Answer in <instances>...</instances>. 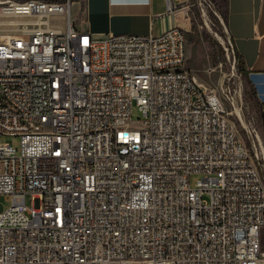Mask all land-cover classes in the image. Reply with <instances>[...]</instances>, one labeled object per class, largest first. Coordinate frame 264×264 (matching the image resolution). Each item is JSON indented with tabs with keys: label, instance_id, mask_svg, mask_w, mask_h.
<instances>
[{
	"label": "built area",
	"instance_id": "built-area-1",
	"mask_svg": "<svg viewBox=\"0 0 264 264\" xmlns=\"http://www.w3.org/2000/svg\"><path fill=\"white\" fill-rule=\"evenodd\" d=\"M73 4L0 0V264H264V175L186 31L97 37Z\"/></svg>",
	"mask_w": 264,
	"mask_h": 264
},
{
	"label": "rangeland",
	"instance_id": "rangeland-1",
	"mask_svg": "<svg viewBox=\"0 0 264 264\" xmlns=\"http://www.w3.org/2000/svg\"><path fill=\"white\" fill-rule=\"evenodd\" d=\"M78 2L82 0H74L72 19L75 23L82 24L81 19H77L80 16ZM184 6L187 7L186 18L190 20V29L186 31V69L191 71L199 84L220 96L227 113L237 126L240 138L264 175V108L238 70L239 62L222 15L225 6L221 0H187ZM53 23L65 27L63 17L54 19ZM142 118V113L134 106L131 127L138 128ZM8 143L18 147V139L0 137V145ZM201 178L200 174L192 175L191 185L195 186ZM26 204H32L30 195L26 197ZM11 205L12 198L0 196V211L7 210ZM262 252L264 253V232Z\"/></svg>",
	"mask_w": 264,
	"mask_h": 264
},
{
	"label": "crops",
	"instance_id": "crops-1",
	"mask_svg": "<svg viewBox=\"0 0 264 264\" xmlns=\"http://www.w3.org/2000/svg\"><path fill=\"white\" fill-rule=\"evenodd\" d=\"M187 0H82L75 24L94 36L108 33L159 35L179 26L190 29ZM82 3V4H81ZM173 10H169V4ZM83 10V12H81ZM227 30L242 56L247 79L264 108V0H228Z\"/></svg>",
	"mask_w": 264,
	"mask_h": 264
},
{
	"label": "trees",
	"instance_id": "trees-1",
	"mask_svg": "<svg viewBox=\"0 0 264 264\" xmlns=\"http://www.w3.org/2000/svg\"><path fill=\"white\" fill-rule=\"evenodd\" d=\"M215 1H217V0H215ZM221 2L224 4V6H225V11L223 12V18H224V20H225V24L227 23V4H228V0H221ZM226 26H227V24H226ZM192 29L194 30V26L192 27ZM234 51H235V56H236V58H237V60H238V70H239V72L241 73V75L242 76H244L245 78H246V80H247V83H248V85L250 86V88H251V90L253 91V93L256 95V93H255V90H254V88H253V86H252V84L248 81V79H247V70H246V67H245V64H244V60H243V58H242V56L236 51V49L234 48Z\"/></svg>",
	"mask_w": 264,
	"mask_h": 264
}]
</instances>
